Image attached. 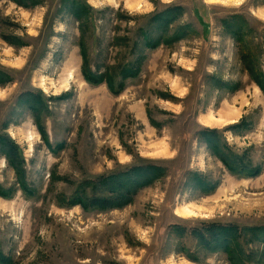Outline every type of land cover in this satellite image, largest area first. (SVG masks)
I'll use <instances>...</instances> for the list:
<instances>
[{
    "label": "rangeland",
    "instance_id": "rangeland-1",
    "mask_svg": "<svg viewBox=\"0 0 264 264\" xmlns=\"http://www.w3.org/2000/svg\"><path fill=\"white\" fill-rule=\"evenodd\" d=\"M78 4L92 12L81 29ZM146 28L163 36L154 50ZM79 38L91 72L118 80L138 61V75L118 95L90 86ZM250 71L264 82V0H0V264H232L195 251L190 230L264 229V95ZM203 129L260 175H230ZM4 152L21 160L28 194ZM142 165L161 171L127 206L70 205L89 196L86 181ZM249 232L246 255L264 264V230Z\"/></svg>",
    "mask_w": 264,
    "mask_h": 264
},
{
    "label": "trees",
    "instance_id": "trees-1",
    "mask_svg": "<svg viewBox=\"0 0 264 264\" xmlns=\"http://www.w3.org/2000/svg\"><path fill=\"white\" fill-rule=\"evenodd\" d=\"M77 3V2H76ZM18 4V3H17ZM72 6L71 8H73ZM78 10L72 9V13L76 21L78 22V27L81 29L84 26H87L84 21H82L83 15L91 14V10L86 7L80 6L79 4L76 6ZM70 8V7H69ZM178 9H170L171 13L177 12ZM171 20L168 19L166 21V27H168V23ZM156 28V26H155ZM145 36V47L149 50H154L159 44L162 43L163 36L156 37L158 41H153L149 37L152 32H147V28L144 29ZM186 28H180L177 30L175 34H172L171 41H177L183 34L186 32ZM83 33V31H82ZM83 37V36H82ZM173 39V40H172ZM79 55L82 59V65L80 68V72H82L83 80L89 84L90 86L104 84L107 86L109 92L114 95H118L121 93L123 89V83L127 78H134L139 73V65L138 61L127 62L124 63L123 66H120L118 69V80L115 79L114 75L111 73H94L91 72L89 68V57L87 55V49L85 43L79 38ZM138 66V67H137ZM250 76L253 81L256 83L258 88L262 91L264 95V82L263 76L261 74L260 78H257L252 71H250ZM256 77V78H255ZM35 112H37L35 110ZM200 140L207 144L209 150L212 152L214 158L218 159L225 170L229 172L230 175L237 176L239 178H252L260 175V172L256 169H252L250 164L245 161L244 157H241L238 154H235L227 143H224L219 139V133L214 130L203 129L198 133ZM1 146L4 149H7V145L4 143L3 139H0ZM6 145V146H5ZM11 145V144H10ZM12 147V145H11ZM6 154V158L13 165L15 173L19 175L20 183L19 187L25 193H29L27 189V185L23 178L24 172L21 160L20 162L17 160V156L15 154ZM17 158V159H16ZM19 162V163H18ZM161 169L160 167L151 166V165H142V166H133L127 168L124 172L116 173L110 176H99L96 180L86 181L84 186L88 189L89 196L86 194L79 195L74 194L70 199V205H78L86 210H94V211H110L114 209H121L128 205L131 201V198L144 186L150 185L152 182L158 179L159 173ZM195 176L194 182L199 184V187L203 189H207L206 193H212L215 188L209 186L210 184L207 181L197 175ZM214 189V190H213ZM0 197L8 198L9 194L4 191L0 186ZM69 202H67L69 204ZM179 230V236L183 237L185 235V231L179 229L178 227L174 228V231ZM256 230H264V229H239L237 226L230 225H217L211 224L206 225L200 229H191L190 233L193 238H195V251L201 249L202 251H222L225 252L228 256L229 261L232 264H252L253 258L250 253L245 252L244 247L241 244L243 233H250L249 231ZM213 249V250H210ZM188 253V251H186ZM187 257L191 260H196V258L191 257L190 254H187Z\"/></svg>",
    "mask_w": 264,
    "mask_h": 264
},
{
    "label": "bare ground",
    "instance_id": "bare-ground-1",
    "mask_svg": "<svg viewBox=\"0 0 264 264\" xmlns=\"http://www.w3.org/2000/svg\"><path fill=\"white\" fill-rule=\"evenodd\" d=\"M183 213L189 215V213H192V212L189 209H185Z\"/></svg>",
    "mask_w": 264,
    "mask_h": 264
}]
</instances>
